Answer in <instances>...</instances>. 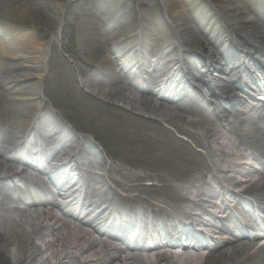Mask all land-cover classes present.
Returning a JSON list of instances; mask_svg holds the SVG:
<instances>
[{
	"label": "bare ground",
	"instance_id": "bare-ground-1",
	"mask_svg": "<svg viewBox=\"0 0 264 264\" xmlns=\"http://www.w3.org/2000/svg\"><path fill=\"white\" fill-rule=\"evenodd\" d=\"M237 2H205L201 11L207 12L204 16L206 26L201 29L199 16H191L190 12L184 14L183 7L176 5L179 0H164L168 20L158 25L155 47L147 42L155 31L151 30L145 17L139 18L142 22L140 40L135 34H123L110 25L98 26L95 36L89 38L97 41L100 50L98 62L88 66L90 74H87V79L83 76L80 79V84L87 87V91L80 90V84L72 75L60 72L55 75L66 94L79 106L82 105L80 113H87L116 134L122 133L121 125H126L129 115L106 102L95 100L92 94L119 104L128 98V85L138 92L137 97L130 100L132 111L159 115L174 109L179 112L174 119L176 124L184 122L204 127L203 133L186 131L193 135L200 147L205 144L211 161H207V156L194 153L193 166L181 169L183 173L191 172V178L181 181V184L146 185L144 180L148 174L110 166L92 142L77 137L55 112L44 107L40 113L37 111L46 96L44 78L47 71L52 70L49 58L52 41L39 42L30 37L31 32L22 30L14 42L0 43V124L6 127L4 144L9 149L0 150L3 157L0 158V181L11 192L0 193L5 200L13 198L16 203L12 210L0 212V264H264V245L258 247L255 241H240L227 235V231L232 230L227 223L234 221L232 226L238 223L231 206L240 211L244 207L248 218L255 216L256 209L264 211V174L252 179L256 171L244 172L249 165L247 156H254L264 163V155L256 152L254 142H251L255 139L264 147V115L260 113H264V102L253 101L250 107L252 117L248 118L236 110V106H241L245 100L232 94L243 93L244 86L239 80L221 86L220 92L212 86L214 81L222 82L226 67L230 66V73L241 70L247 73L249 65H259L255 53L264 57V3L258 9L247 7L242 10V4ZM68 3L62 0L54 10H43L46 18L60 19ZM172 7L175 11L171 10ZM250 13H255V18H250ZM228 18L237 19L234 30H237L240 46L228 40L227 44H221L230 48L226 55L216 54V49L209 54L210 41L205 37L217 25L225 27ZM61 30L62 23L58 32ZM112 31L120 40L114 39V34L109 35ZM170 35L173 41L195 43L208 53L206 57L198 56L201 67L192 77H197L209 89V100L201 98L192 79L181 74L182 70H174L172 75L168 71V77L159 74V67L168 63L171 64L170 69L175 66L173 60H165L163 52ZM125 43L126 46L122 47ZM140 43L151 48L148 55L139 53ZM151 58H156V61ZM148 66L154 73L149 82L144 78ZM256 81L259 85L264 84L261 80ZM90 90L92 94L88 92ZM228 93L227 97L223 95ZM195 103L213 109V118L195 109L199 118L187 121L186 115L193 112ZM85 108L88 109L85 111ZM230 116L233 119H229ZM215 124L227 133L216 130ZM147 126L151 140L157 143L154 147L150 145L151 149L156 147L163 151L166 138L174 140L159 127L150 123ZM244 126H249L251 132ZM70 142H78L80 150ZM181 144L177 141V145ZM19 153L26 154L28 167L36 171L49 154L61 155L66 167L56 168L53 176L58 182L64 178L68 184L47 185L37 180L45 177L34 171L31 174L37 177L13 171L11 161L17 159ZM83 156H97L99 161L93 164L86 157L88 161L82 162ZM197 156L201 158L198 161ZM81 170H84L88 184H92L90 191H95L99 197V206H86L78 194L72 195L81 187ZM30 177H34L36 182ZM67 194L72 196L66 198ZM224 215L227 220L219 219ZM144 219H151L161 226L160 236L166 239L167 246L160 248L154 245L146 249L135 240V233L140 229L138 222ZM190 221L218 229L221 240L211 249H205L201 243L194 246L175 244L177 240L168 227L175 232L174 235L183 237L186 233L194 236V233L183 229ZM48 250H53L54 263L46 255Z\"/></svg>",
	"mask_w": 264,
	"mask_h": 264
},
{
	"label": "rangeland",
	"instance_id": "rangeland-1",
	"mask_svg": "<svg viewBox=\"0 0 264 264\" xmlns=\"http://www.w3.org/2000/svg\"><path fill=\"white\" fill-rule=\"evenodd\" d=\"M65 1L69 2L65 13L60 19H56L55 17L46 18L43 10H54L55 5L62 2V0H0V43L7 45L14 42L20 36L22 30L31 32L30 37L39 42L52 41L49 53L50 68L52 70L49 69L44 78L43 85L46 96L37 111L40 113L41 110L47 108L55 112L58 119L77 137L92 142L110 166L136 174H148L147 179L144 180L146 185L154 183L161 186L164 182L181 184V181L184 182L191 178V172L183 173L181 169H189L193 166L195 154L198 155L199 153L207 156V161H211V157L207 154L205 144L201 146L204 148H201L198 141L193 135L187 133L186 129L203 133L204 127L192 126L184 122L176 124L174 122L175 118L171 122H165L163 119L161 120V117L154 118L153 115L140 114V112L137 113L124 108L117 103H113V101L109 102L106 98H104L106 100H103V98L97 97V94H92L95 100L106 102L108 106L129 115L126 125H121L122 133L116 134L102 126L101 123L87 113H80L82 105L79 106L72 97L66 94V89L61 86L59 78L55 76L58 72L72 75L78 85L82 76L87 79V74H90V71L87 70L88 66H93L98 62L97 53L100 50L97 48V41L94 39L89 40L90 37L95 36V28L98 26L110 25L123 34L132 33L135 34L136 38H140L142 37L140 30L142 22L139 18L145 17L146 22L151 25L149 26L151 30L155 31V34L148 37L150 40L147 42L152 43L155 41L158 36L156 31H159L158 25L168 20L164 0ZM179 1V4L176 3L177 7H183L186 15L187 12H190L191 16H199L198 23L204 26L206 22L204 16L207 15V12L201 10H203L205 2L210 0ZM237 1V3L242 4H240L242 9L247 7L258 9L264 3V0ZM174 7L171 8L172 11H175L173 10ZM60 23H62V30L58 32ZM225 27L229 29L231 26L226 25ZM113 34L114 39L120 40V37L115 36L113 31L109 35L113 36ZM169 37L167 41L173 42L172 36ZM122 47L124 46L122 45ZM244 50L247 49L244 48ZM204 53L207 54V52ZM255 55L258 57V54L255 53ZM187 77L191 79L190 74H187ZM191 82L193 83L192 80ZM87 89L83 84H80V90L87 91ZM198 91L201 98H207L206 93L199 89ZM217 91L220 90L217 89ZM223 95L227 97L229 93ZM192 108L193 112L186 115L187 121H195L199 118L195 109L202 110L213 118V109L206 108L202 103H195ZM87 109L85 108V111ZM61 113L67 115L63 116ZM159 116H163V113H160ZM229 119H233V117L230 116ZM147 123L166 131L167 134L172 135L175 141L169 140L168 137L163 151L157 150L156 147L151 149L150 145L153 144L154 147L157 143L151 140ZM214 128L221 130V133H227L217 124ZM244 129L251 132L249 126H244ZM156 134L161 133L156 132ZM177 141H181L182 144L177 145ZM251 142H254L256 152L264 155V147L261 146L259 141L252 139ZM70 143L71 145L74 144L73 142ZM77 144L79 143L75 142V145ZM106 152H109V155ZM200 159L197 156L196 161ZM246 162L249 165L244 169L245 174L256 171L252 174V179H257L264 174L263 164L257 158L251 155L247 156ZM241 178L244 179V177ZM237 191H240V189H237ZM48 252H46L47 257L54 263L56 259L53 258V250H48Z\"/></svg>",
	"mask_w": 264,
	"mask_h": 264
}]
</instances>
